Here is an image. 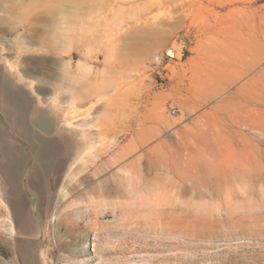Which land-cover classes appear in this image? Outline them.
Wrapping results in <instances>:
<instances>
[{
	"label": "rangeland",
	"instance_id": "1",
	"mask_svg": "<svg viewBox=\"0 0 264 264\" xmlns=\"http://www.w3.org/2000/svg\"><path fill=\"white\" fill-rule=\"evenodd\" d=\"M89 40L115 45L108 91L135 118L119 127V216L96 224L81 213L96 162L65 176L74 141L36 132L14 85L70 133L104 69ZM0 264H264V0H0Z\"/></svg>",
	"mask_w": 264,
	"mask_h": 264
},
{
	"label": "bare ground",
	"instance_id": "2",
	"mask_svg": "<svg viewBox=\"0 0 264 264\" xmlns=\"http://www.w3.org/2000/svg\"><path fill=\"white\" fill-rule=\"evenodd\" d=\"M96 25H100V22H98ZM57 34L59 33H56V36H58ZM83 35L86 37V39L88 36L90 37L87 31H85ZM91 44L92 43L90 40L86 44L87 55L93 51H97L99 54L102 53L105 55V60L103 61L104 69L86 76L81 86L82 90L80 91L78 89L79 92H81V96L76 100H79L80 104L83 105L81 110L78 111L82 113V117L79 118V123L87 130L88 137L85 150L81 156V162L82 164L96 162V173L98 174L97 185L91 190L93 195L89 197V204L85 206L86 208L82 209L81 213L83 215L85 214L89 219L92 220V222L90 221L89 224H96L97 220L101 223L102 219L107 217L109 212H111L114 217L119 216V127L126 130L134 129L135 125H133L134 123L132 122L135 121V118L134 116H131L132 121L130 120V123L127 121L124 122V117L119 114V85L117 86V89H114L115 91L113 93H109L108 91V88L111 85L115 83L119 84L117 83V78H119V52L114 50L115 45L113 44V46L110 48L102 49L101 47H95V49H91ZM83 55L84 54H82V56ZM71 102L73 104L76 101L75 99H71ZM135 104H137V102H135ZM96 107H99L98 114L96 117H92L89 110ZM136 129L138 130L139 127ZM142 130L143 128L137 132L140 133ZM142 158V155L137 156L134 158L132 163L136 165L140 163ZM147 162H149V164L151 163L149 160ZM165 163H163V165ZM143 168L146 167L143 166ZM151 168L152 165L150 164L149 169ZM137 171H140L139 167H137ZM145 172L147 174L150 173L149 170V173L147 171ZM134 175L137 174L134 173ZM133 176L131 177L133 178ZM151 178L146 176L144 178H142V176H137V178L135 177L133 179H136L135 182L138 181L141 187H146L149 183H151L150 181L153 179ZM61 211L62 208L60 202L58 201L54 211L55 220H57L58 216L61 214ZM94 218H96L95 221H93ZM12 229H14V227H12Z\"/></svg>",
	"mask_w": 264,
	"mask_h": 264
},
{
	"label": "crops",
	"instance_id": "3",
	"mask_svg": "<svg viewBox=\"0 0 264 264\" xmlns=\"http://www.w3.org/2000/svg\"><path fill=\"white\" fill-rule=\"evenodd\" d=\"M14 85L16 87L22 88L24 93L26 94L28 104L30 105V111L28 113L27 120L30 122V126L33 127L36 132L43 136L60 137L63 139V141H74L72 156L68 163L65 176L68 175L70 171L72 175L78 164L81 162V156L85 150V146L88 140L87 131L80 125H77V128H75V130L69 131L70 133L63 132L60 127V117L52 107H49L46 103L39 100L30 91V89L24 86L18 79H14ZM11 103H18V100H11ZM78 128L81 130L83 137L79 135L77 131Z\"/></svg>",
	"mask_w": 264,
	"mask_h": 264
}]
</instances>
